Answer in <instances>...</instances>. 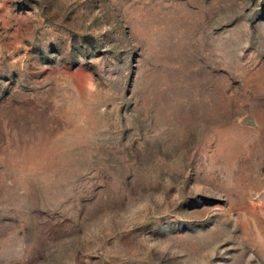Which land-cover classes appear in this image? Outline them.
<instances>
[{
    "label": "rangeland",
    "instance_id": "1",
    "mask_svg": "<svg viewBox=\"0 0 264 264\" xmlns=\"http://www.w3.org/2000/svg\"><path fill=\"white\" fill-rule=\"evenodd\" d=\"M0 264H264V0H0Z\"/></svg>",
    "mask_w": 264,
    "mask_h": 264
}]
</instances>
